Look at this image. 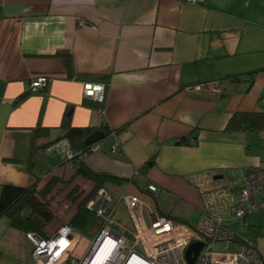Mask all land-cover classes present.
<instances>
[{"label": "crops", "instance_id": "0c3cea01", "mask_svg": "<svg viewBox=\"0 0 264 264\" xmlns=\"http://www.w3.org/2000/svg\"><path fill=\"white\" fill-rule=\"evenodd\" d=\"M60 52L70 54V72ZM43 76L44 88L32 90ZM87 81L106 86L102 102L84 95ZM262 98L264 0H0V191L55 179L48 197L66 221L71 198L95 187L76 173L81 163L110 176L108 192L136 194L159 215L192 226L204 214L224 218L264 259V208L232 217L247 168L264 167V127L227 126L236 113L264 112ZM66 113L72 127L105 133L72 163L45 151L66 131ZM121 207L127 216L122 204L114 214ZM81 240L76 258L91 238ZM32 249L1 217L0 264H35Z\"/></svg>", "mask_w": 264, "mask_h": 264}, {"label": "built area", "instance_id": "2783aa9c", "mask_svg": "<svg viewBox=\"0 0 264 264\" xmlns=\"http://www.w3.org/2000/svg\"><path fill=\"white\" fill-rule=\"evenodd\" d=\"M183 1L191 4L203 2ZM47 81L44 76L36 78L30 88L42 89ZM105 89L100 82L83 83L84 95L99 102L104 99ZM109 135L113 139L111 149L115 150L120 142L114 130ZM99 146L100 141H96L86 149H75L68 138L61 137L48 144L45 151H55L63 160L72 163L88 151H97ZM147 191L154 196L158 187L148 183ZM120 204L126 209L130 227L113 217ZM86 208L94 213L99 227L83 254L78 258L73 256V248L81 233L65 223L45 237L36 232L26 233L33 244L35 264H62L65 261L71 264H190L185 252L194 242L200 243L201 247L193 264H264L254 241L248 237L237 239L235 227L220 216L204 214L192 226L159 215L154 206L133 193L120 194L113 204L112 196L103 187L96 189ZM260 208H264V167L253 166L247 168L244 185L237 192L232 217L243 222L248 214ZM242 229L245 232L248 225L242 223ZM125 232L131 235V241ZM216 246H221V250L215 249Z\"/></svg>", "mask_w": 264, "mask_h": 264}, {"label": "trees", "instance_id": "16d2710c", "mask_svg": "<svg viewBox=\"0 0 264 264\" xmlns=\"http://www.w3.org/2000/svg\"><path fill=\"white\" fill-rule=\"evenodd\" d=\"M58 56L62 57L70 72V54L60 52ZM24 97L25 95H21L18 100ZM227 126L236 129H260L264 127V112L236 113L232 115ZM61 127L66 129L61 137L68 138L73 148L86 149L89 147L84 143V138L93 132L91 127H72L67 113L62 118ZM35 130L44 131L41 126H36ZM75 170L83 178L93 181L95 187L85 195L80 194L76 198L70 196L71 201L76 205V211L66 222L82 235L88 236L96 229L98 230L99 222L94 213L86 208V204L96 189L101 187L110 176L94 172L81 163L76 165ZM58 183L57 180L51 179L41 188L37 187V183L28 187L3 185L0 191V218L6 217L12 227L25 233L31 231L44 237L47 236L42 229L56 218V212L51 207L48 195L57 189ZM95 226L97 228L94 229Z\"/></svg>", "mask_w": 264, "mask_h": 264}, {"label": "rangeland", "instance_id": "374dc122", "mask_svg": "<svg viewBox=\"0 0 264 264\" xmlns=\"http://www.w3.org/2000/svg\"><path fill=\"white\" fill-rule=\"evenodd\" d=\"M109 193L112 196L113 204L116 203L118 201V198H119L120 194H121L120 191H119V189L117 187H114L113 190H110ZM124 213H125V211H124L123 207H121V209L119 210V212L117 214L115 213L113 215V217L115 219H117L118 222H120L122 225H124L126 227H130L129 218L127 216L123 215ZM67 217H69V216H67ZM64 218H65L64 216H61L60 218L56 217V222L54 223L55 226L52 228V230H51V232L49 234H51L59 225H61L63 221H66L67 220L66 218L65 219ZM95 228H97V227L95 226L94 229ZM96 231H97V229L95 231H93L91 234H89L88 236H86V237L92 238L94 236V234L96 233ZM125 235H127L128 241H131V235L129 233H127V232H125ZM81 237H82V235L79 237L77 243L75 244V246L73 248V251H74L75 248H77L76 251H80L81 250V248H82V246L84 244V241L83 240H81L79 242V240H80ZM221 248H222L221 246H216L215 247V249H217V250H221ZM66 263L67 264H71V262H68V261Z\"/></svg>", "mask_w": 264, "mask_h": 264}, {"label": "water", "instance_id": "95a60500", "mask_svg": "<svg viewBox=\"0 0 264 264\" xmlns=\"http://www.w3.org/2000/svg\"><path fill=\"white\" fill-rule=\"evenodd\" d=\"M105 133L102 130H94L88 136L85 137L84 142L87 144L100 141L104 138ZM201 244L198 242H194L188 246L185 252L186 259L190 264H193L195 258L199 252Z\"/></svg>", "mask_w": 264, "mask_h": 264}]
</instances>
